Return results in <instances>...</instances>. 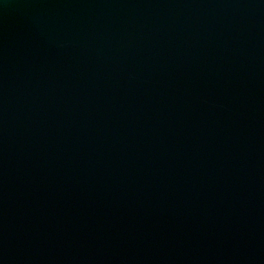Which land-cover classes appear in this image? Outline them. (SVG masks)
Wrapping results in <instances>:
<instances>
[{
  "label": "water",
  "instance_id": "95a60500",
  "mask_svg": "<svg viewBox=\"0 0 264 264\" xmlns=\"http://www.w3.org/2000/svg\"><path fill=\"white\" fill-rule=\"evenodd\" d=\"M0 264H264V0H0Z\"/></svg>",
  "mask_w": 264,
  "mask_h": 264
}]
</instances>
